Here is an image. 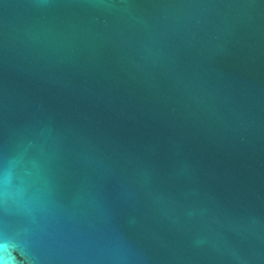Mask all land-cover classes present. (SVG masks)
<instances>
[{"label":"water","instance_id":"1","mask_svg":"<svg viewBox=\"0 0 264 264\" xmlns=\"http://www.w3.org/2000/svg\"><path fill=\"white\" fill-rule=\"evenodd\" d=\"M0 264H264V0H0Z\"/></svg>","mask_w":264,"mask_h":264}]
</instances>
